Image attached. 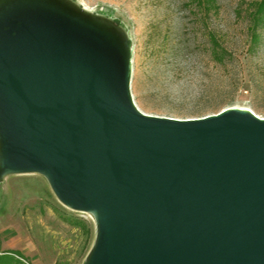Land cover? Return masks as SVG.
<instances>
[{
    "label": "water",
    "instance_id": "obj_1",
    "mask_svg": "<svg viewBox=\"0 0 264 264\" xmlns=\"http://www.w3.org/2000/svg\"><path fill=\"white\" fill-rule=\"evenodd\" d=\"M131 76L114 21L0 0V183L40 174L90 213L85 264H264V118L146 114Z\"/></svg>",
    "mask_w": 264,
    "mask_h": 264
},
{
    "label": "rangeland",
    "instance_id": "obj_2",
    "mask_svg": "<svg viewBox=\"0 0 264 264\" xmlns=\"http://www.w3.org/2000/svg\"><path fill=\"white\" fill-rule=\"evenodd\" d=\"M73 1L127 32L131 92L144 113L190 119L239 107L264 118V37L254 52L246 39L257 0ZM206 28L234 53L228 67L213 61ZM218 90L234 101L213 110ZM95 237L94 219L64 206L43 175H9L0 183V254L18 252L26 264H84Z\"/></svg>",
    "mask_w": 264,
    "mask_h": 264
},
{
    "label": "trees",
    "instance_id": "obj_3",
    "mask_svg": "<svg viewBox=\"0 0 264 264\" xmlns=\"http://www.w3.org/2000/svg\"><path fill=\"white\" fill-rule=\"evenodd\" d=\"M216 0H193L194 3L203 4L214 2ZM204 34L208 37L205 39L204 45L208 46L213 61L223 67H228L229 63L234 59V53L225 45L224 40L213 30L204 29ZM264 37V0H257L251 4L249 8V24L247 26L246 39L248 41L247 51H256L262 44ZM235 91L237 87L229 86ZM231 92V91H230ZM228 96V97H227ZM223 95V90H218V100L210 105V109L216 110L224 105H230L234 101V97ZM74 223L81 224L80 221ZM25 259L18 252L5 251L0 254V264H26ZM85 264V263H84Z\"/></svg>",
    "mask_w": 264,
    "mask_h": 264
},
{
    "label": "built area",
    "instance_id": "obj_4",
    "mask_svg": "<svg viewBox=\"0 0 264 264\" xmlns=\"http://www.w3.org/2000/svg\"><path fill=\"white\" fill-rule=\"evenodd\" d=\"M89 215H90V217L92 218V219H94V217L90 214V213H88Z\"/></svg>",
    "mask_w": 264,
    "mask_h": 264
}]
</instances>
